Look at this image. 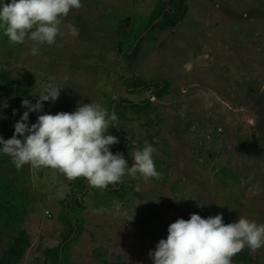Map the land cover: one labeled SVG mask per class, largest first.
Returning a JSON list of instances; mask_svg holds the SVG:
<instances>
[{
  "label": "rangeland",
  "instance_id": "rangeland-1",
  "mask_svg": "<svg viewBox=\"0 0 264 264\" xmlns=\"http://www.w3.org/2000/svg\"><path fill=\"white\" fill-rule=\"evenodd\" d=\"M158 2L81 0L60 25L64 35L36 55L32 42L11 44L0 30V72L12 79L0 80V137L11 138L27 111L23 94L35 104L53 84L62 88L57 101L43 102L29 124L99 103L115 110L125 135L109 128L119 140L110 151L130 167L147 141L162 174L146 182L125 175L117 194L88 183L82 191L84 178L27 164L17 170L0 152V263L54 264L50 251L67 241L61 264H153L149 252L168 226L190 214L264 224V0H183L175 25L147 28ZM138 41L128 64L124 55ZM159 79L168 86L157 97L151 82ZM22 232L28 248L8 256ZM249 251L255 263L241 264H264V247Z\"/></svg>",
  "mask_w": 264,
  "mask_h": 264
},
{
  "label": "clouds",
  "instance_id": "clouds-1",
  "mask_svg": "<svg viewBox=\"0 0 264 264\" xmlns=\"http://www.w3.org/2000/svg\"><path fill=\"white\" fill-rule=\"evenodd\" d=\"M81 7V0H0V30L11 44L32 42L31 54L36 55L41 45L51 46L64 35L62 21ZM67 28L72 36L79 35L72 24ZM61 89L48 84L35 104L24 99L21 106L27 111L15 122L12 137H0V152L11 158L15 169L26 164L50 168L70 181L84 178L100 190L121 183L125 175L145 182L162 178L153 160L156 150L147 141L134 152L130 167L121 153L110 151L119 142L108 134L118 116L99 103L82 104L73 112L41 114L29 124V114L41 112L43 102L55 103ZM246 247L253 252L264 247V224L244 217L225 224L221 214L202 218L193 213L187 220L171 223L167 238L159 240L149 257L153 264H233V258Z\"/></svg>",
  "mask_w": 264,
  "mask_h": 264
},
{
  "label": "trees",
  "instance_id": "trees-1",
  "mask_svg": "<svg viewBox=\"0 0 264 264\" xmlns=\"http://www.w3.org/2000/svg\"><path fill=\"white\" fill-rule=\"evenodd\" d=\"M186 8L184 5L183 0H159L157 6L152 11L151 15L149 16L146 27H159L160 29H164L170 26H173L178 22L185 14ZM139 41L137 46L133 47L131 51L127 52L124 55V59L127 61L128 64H131L137 57L138 50H139ZM0 80L8 83H12V79L9 77L7 72L2 73L0 72ZM131 84V90L133 92L139 91V87L141 86L138 82V78L133 74V76L128 80ZM151 83L155 84V95L157 97L162 96L165 91V88L168 86V81L165 79H159L156 81H152ZM25 98L28 99V95L26 93L23 94ZM144 105L145 103H141ZM112 133L119 137H124L125 135L119 130L116 126H111ZM87 184L86 180H80L79 186L80 189L83 191ZM109 192H115L117 194L118 190L117 187L109 185L107 188ZM119 195V194H118ZM68 203V202H67ZM65 214V213H64ZM67 217V216H66ZM69 222V218H67ZM224 223L227 224V221L223 218ZM73 233V229L71 231ZM68 245V242L65 241L57 248L50 251L53 254L55 263L54 264H61V255L65 247ZM29 241L24 232L20 233L18 237L12 242L10 248L6 252V254L13 255L15 253H20L28 248ZM12 257V256H11ZM104 264H111L108 262H104ZM233 263L241 264V263H255V258L252 257L250 254L249 249L246 247L243 251H241L238 255L233 258ZM3 264V263H0ZM41 264H47L46 262H42Z\"/></svg>",
  "mask_w": 264,
  "mask_h": 264
}]
</instances>
